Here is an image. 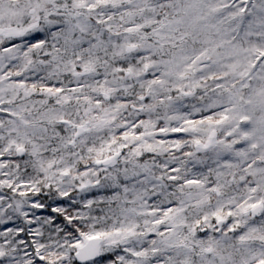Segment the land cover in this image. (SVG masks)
<instances>
[{
  "label": "snow or ice",
  "instance_id": "6c2138e0",
  "mask_svg": "<svg viewBox=\"0 0 264 264\" xmlns=\"http://www.w3.org/2000/svg\"><path fill=\"white\" fill-rule=\"evenodd\" d=\"M0 264H264V0H0Z\"/></svg>",
  "mask_w": 264,
  "mask_h": 264
}]
</instances>
